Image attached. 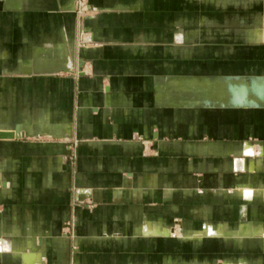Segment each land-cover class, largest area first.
<instances>
[{
  "label": "crops",
  "instance_id": "0c3cea01",
  "mask_svg": "<svg viewBox=\"0 0 264 264\" xmlns=\"http://www.w3.org/2000/svg\"><path fill=\"white\" fill-rule=\"evenodd\" d=\"M172 1L88 0L76 47L75 0H0V264H264V0L226 45Z\"/></svg>",
  "mask_w": 264,
  "mask_h": 264
},
{
  "label": "rangeland",
  "instance_id": "374dc122",
  "mask_svg": "<svg viewBox=\"0 0 264 264\" xmlns=\"http://www.w3.org/2000/svg\"><path fill=\"white\" fill-rule=\"evenodd\" d=\"M181 2L180 5H178V8L186 9V21L182 22H175L174 19L178 18L179 14V9L173 8V4L177 2L172 1L171 5V28L175 29L177 27H183L184 29H194V28H201L203 30V35H207V31H212L213 37L210 40H213V42H217L218 45H226L225 41H230L234 40L233 42L238 43L242 39L240 35H238L239 30L241 29L242 25L244 22L238 21L237 19L239 15L237 14L239 11H241L240 6H234L230 5L228 2H223L220 0H178ZM75 8L73 9V24H74V40L77 46H83V45H90L93 44L94 41L92 38L89 37V32L85 28L83 20L85 17L90 16L94 14V9H86L85 4H89L88 0H75ZM182 2H185L183 4ZM84 6V8H81ZM240 7V8H239ZM81 9V10H80ZM259 4L252 2L250 6V17L254 15L255 12L259 11ZM249 10V9H247ZM201 13L204 15L203 18H201ZM248 16V14H246ZM213 17L215 20H206L205 17ZM233 17V19H232ZM235 19V20H234ZM78 22L82 24L83 27V32L82 35L79 36V26ZM248 23V21H247ZM185 24V25H184ZM240 28V29H239ZM209 29V30H208ZM230 32H235V37L230 38ZM209 34V35H210ZM204 40H207L204 38ZM190 40H187V43H189ZM234 43V44H235ZM255 43H251V51H243V49L240 46H235L234 50L229 51L230 59L236 61V62H248L249 59L252 61L251 65H257L259 67L261 65V62L264 61V50L263 51H258V48H255L253 46ZM264 44V43H260ZM258 46V45H257ZM221 47H228V46H221ZM229 47H232L231 45ZM264 48V47H263ZM262 48V49H263ZM256 49V50H255ZM261 49V50H262ZM225 55V54H224ZM254 62L256 64H254ZM249 67V66H248ZM247 67V68H248ZM248 68L247 70H249ZM246 69H244L245 71ZM62 73H68V71H61ZM70 72H74V70H71ZM131 138L139 139L141 140L139 134L137 132H132ZM248 139V140H247ZM246 140L243 141H248L249 143H253L254 145L257 144L258 140L254 137H249ZM74 141H70V152L68 153V159L73 161L75 157V150H74ZM172 230L175 229L172 227ZM178 230V228H176ZM263 240V239H262ZM236 264V263H235Z\"/></svg>",
  "mask_w": 264,
  "mask_h": 264
},
{
  "label": "bare ground",
  "instance_id": "6f19581e",
  "mask_svg": "<svg viewBox=\"0 0 264 264\" xmlns=\"http://www.w3.org/2000/svg\"><path fill=\"white\" fill-rule=\"evenodd\" d=\"M81 8H84V6H82ZM85 8L86 9H88V5L87 4H85ZM81 10V9H80ZM81 23H79L78 22V26H79V28L81 27ZM258 81V80H257ZM260 84V83H259ZM241 93V92H240ZM12 132V131H11ZM12 136H14V133L12 132ZM12 136H0V138H5V137H12ZM248 231V230H247ZM261 230H257V232H255L256 234L258 233L259 234V232H260ZM251 232V231H250Z\"/></svg>",
  "mask_w": 264,
  "mask_h": 264
},
{
  "label": "water",
  "instance_id": "95a60500",
  "mask_svg": "<svg viewBox=\"0 0 264 264\" xmlns=\"http://www.w3.org/2000/svg\"><path fill=\"white\" fill-rule=\"evenodd\" d=\"M0 136H12L11 131H0Z\"/></svg>",
  "mask_w": 264,
  "mask_h": 264
}]
</instances>
